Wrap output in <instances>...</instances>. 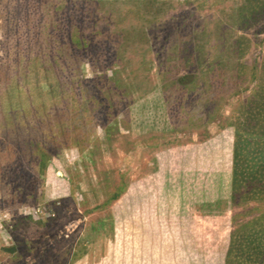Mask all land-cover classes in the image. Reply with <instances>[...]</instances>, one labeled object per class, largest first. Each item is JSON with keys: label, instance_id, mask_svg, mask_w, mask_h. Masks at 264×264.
<instances>
[{"label": "rangeland", "instance_id": "obj_1", "mask_svg": "<svg viewBox=\"0 0 264 264\" xmlns=\"http://www.w3.org/2000/svg\"><path fill=\"white\" fill-rule=\"evenodd\" d=\"M40 1L0 0V264H223L218 247L231 230L246 224L254 241L246 243L250 264H264V201L230 206L227 190L210 192L209 186L207 196L220 205L214 212L204 213L200 205L186 201L193 236L188 239L204 251L203 258L195 254L190 263L177 235L173 251L167 230L162 236L156 232L164 226V210L155 213L149 208L150 214L139 217L142 213L130 199L151 189V180L158 183L160 152L170 156L162 170L174 182L182 155L193 145L213 142L219 135L224 136L223 144L231 141L227 121L258 80L248 74L245 84H237L210 106L203 122L164 121L161 111L153 108L154 100L164 99V71L176 68L171 55L176 54L179 32L198 33L208 63L224 58L237 69L245 64L260 71L264 21L241 29L238 16L245 0H98L82 32L92 42L110 38L116 65L105 68L97 81L91 78L95 71L90 64L81 73L46 79L41 71L31 70L42 62L40 51L28 40L36 34L31 5ZM44 1L62 11L77 0ZM144 17H156L163 27L171 21V33L164 38L158 30L156 39L140 40V33L134 32L145 30ZM239 38L245 41L244 52L236 43L230 53ZM26 54L31 68L24 67ZM59 81L69 84L64 95H52L46 91L49 87L42 90ZM139 103L147 107L139 117L130 118L122 108ZM45 155L49 161L41 178L39 165ZM121 182L122 191L111 200ZM189 194L186 190V198ZM21 214L30 215L33 222L25 230L11 229ZM145 222L150 229L142 232L140 224ZM9 246L17 248L14 253L1 249Z\"/></svg>", "mask_w": 264, "mask_h": 264}, {"label": "trees", "instance_id": "obj_2", "mask_svg": "<svg viewBox=\"0 0 264 264\" xmlns=\"http://www.w3.org/2000/svg\"><path fill=\"white\" fill-rule=\"evenodd\" d=\"M98 7V0L69 2L62 11H58V8L54 7L52 3L44 0L34 6L31 5V10L37 18L35 23L31 24L36 34H34V38L30 37L28 40L32 41L35 48L40 51V62L42 63L41 67L37 64L31 68L32 66H29L31 61L26 54L29 61L24 67L31 68L33 71H41L39 75L46 79H60L65 75L72 76L75 73H81L85 65L90 64L92 71H95L91 77L93 81H97L99 76H103L105 68L113 69L112 67L116 63L112 59L115 58L116 49H114L110 38L101 42H92L90 36L82 32L86 19L91 20L94 9ZM25 13L28 12H23L24 15ZM238 17L241 29L264 21V0H245ZM143 20L147 24L145 30L134 32L140 33L138 36L140 40L156 39L158 30L165 33L164 38L168 37L166 34L171 33L169 32L171 21H166L165 27H163L160 22H157L156 17L152 19L144 17ZM29 25V22H25V26L29 27ZM191 31L185 36L179 32L180 38L176 54L171 55L172 59H175L176 68L173 72L165 70L161 76V92L165 93H163L164 99L157 97L154 100L153 108L158 109L157 112L161 111L160 117H163L164 121L187 124L203 122L210 106H216L222 95L228 90L236 87L237 84H245L248 74L251 80L258 78L248 94L238 102L234 115L227 121L226 128L231 130L233 136L231 141L223 144L224 136L220 137L219 135L218 139L213 142L207 141L202 145H193L186 154L182 155V162H179L180 173L174 182L169 180L170 174L162 170V168L167 169L170 156L166 150L165 153L160 152L162 159L157 160V164L162 162L164 166L160 165L155 170L158 175V183L153 184L155 181L153 179L150 181L151 189L135 193L130 197L133 201L132 205H136L138 213H142L137 215L139 217L143 216V213L150 214L148 213L149 208H153L152 211L155 213L164 210L162 215L165 222L164 226L160 225L156 229L158 236L165 234L162 232L165 228L168 232L166 236L172 237L174 251L177 246L173 239L177 235V240H181L179 246L190 263H193L194 255L197 254L201 259L204 251L197 247L196 242H191V239H188L193 236L189 235L188 222L190 219L184 209L186 201L197 206L200 205L204 213H212L220 208L219 202L214 204L210 196H207L206 188L208 186L210 192L214 189L219 193L227 190V205L230 206L239 205L249 200L264 201V60L260 71L245 64H240L237 69L235 67L237 64H230L224 58L208 63L203 56L206 52L203 41L198 37L197 32ZM164 38H162V42ZM233 42V47L228 51L234 53L237 43L240 52L243 53L246 45L243 38L235 39ZM168 59L170 58L168 57ZM38 61L39 57L36 55V63ZM204 63L206 67L202 68ZM27 70L25 71L27 72ZM180 71H186V73L183 74L184 72L180 73ZM68 85L67 82L62 81L54 85L48 83L47 86H42V90L49 87L46 91L54 96H62L66 93ZM128 103L132 102L128 101ZM129 104L123 105L122 108L128 112L127 116L130 118L142 116L145 113L144 110H147L143 103L130 106ZM130 118H128L129 121ZM48 161L46 155L41 160L39 165L41 178L44 177ZM13 185L15 186L16 183ZM122 186L121 182L116 190H113L110 196L111 200L118 197ZM197 186L196 191L200 195L193 191ZM186 190L190 191V194L187 195L188 198L185 196ZM139 217L137 218L139 219ZM155 220L157 221L159 218L156 217ZM31 222H33V217L22 215L21 218L12 221L11 229L25 230ZM147 222L143 225L140 224L142 232L150 229L149 226H146ZM263 228L264 226H262V230ZM248 230V224H246L229 232L226 243L219 246L216 251L223 264L251 263L252 254L246 251V243L252 241L254 244V241L252 231ZM257 232L263 234L261 231ZM1 249L12 254L17 248L9 246Z\"/></svg>", "mask_w": 264, "mask_h": 264}, {"label": "crops", "instance_id": "obj_3", "mask_svg": "<svg viewBox=\"0 0 264 264\" xmlns=\"http://www.w3.org/2000/svg\"><path fill=\"white\" fill-rule=\"evenodd\" d=\"M22 217V214H21V216H20V218Z\"/></svg>", "mask_w": 264, "mask_h": 264}]
</instances>
